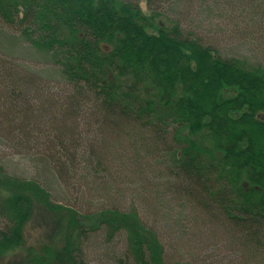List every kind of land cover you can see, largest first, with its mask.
Instances as JSON below:
<instances>
[{
    "label": "trees",
    "instance_id": "1",
    "mask_svg": "<svg viewBox=\"0 0 264 264\" xmlns=\"http://www.w3.org/2000/svg\"><path fill=\"white\" fill-rule=\"evenodd\" d=\"M140 1L153 12L170 2L0 0L10 32L1 33L0 147L30 168L17 176L0 164L1 263L23 249L40 198L38 224L52 218L54 229L20 264H89L88 244L103 234L109 246L125 234L113 264H163L156 231L110 197L122 183L106 176L109 161L138 173L162 167L165 176H151L166 187L159 201L173 197L206 218L244 264L264 262V68L216 54L178 23L149 33ZM10 45H27L44 70L20 65ZM67 190L80 196L54 198ZM86 193L102 203L84 207ZM97 215L93 226L80 222Z\"/></svg>",
    "mask_w": 264,
    "mask_h": 264
},
{
    "label": "rangeland",
    "instance_id": "2",
    "mask_svg": "<svg viewBox=\"0 0 264 264\" xmlns=\"http://www.w3.org/2000/svg\"><path fill=\"white\" fill-rule=\"evenodd\" d=\"M157 5L161 6L160 4ZM139 7L146 17L153 19L154 30H150L149 33L155 32L157 29H171L174 23H178L181 26V30L185 31V34L196 37L202 45L212 46L216 54H220V56L226 58L245 60L249 64L261 65L264 68V1L170 0V2L162 4V9L156 12L150 11L146 3L140 1ZM1 33L10 36V32L0 27V53L2 54L5 47L9 45L1 41ZM10 47L13 51L17 50L15 53L13 51L11 53L17 56L15 60L20 65H31L32 69L44 70L42 68L44 66L36 63L29 55H26L27 50L29 52L27 45H14V47L10 45ZM1 54L0 58L2 57ZM51 80L50 85L57 87L56 82L58 81H56V77H52ZM60 85L62 84L60 83ZM64 87L69 90L66 86ZM52 91L55 92L53 89ZM13 153V151L0 147V164L5 165L8 172H12L17 176L27 173L26 171L30 174L28 161H24L22 157H18ZM139 155L141 156V154ZM111 159V157H108V161ZM117 160L118 158L115 163H117ZM109 162L108 167L110 168V172H107L106 176L111 175L113 179L118 178L119 182L122 183L120 191L111 194L110 197L117 201L118 206L126 212L136 210L147 228H152L156 231L162 245H158L159 248L156 249L157 254L155 255L161 258L163 264L245 263L242 251L238 252V248H235L232 244L230 245L227 238L223 237L220 229L211 228L205 222L206 218L199 217L194 210L190 211L187 204L179 203L173 197L160 201L158 200L160 198L159 195L156 198V191L159 190V193L164 192L166 187L163 186L164 190H162L159 187L161 186V181H157L155 178L152 179L151 176H156V174L165 176L166 172H162V167L152 166V162H149L152 166L149 168L151 172H145L144 168L145 173L140 171L138 173L139 167L137 166L135 167L136 169L128 171L122 166L113 168L114 164L111 161ZM139 180L143 182L139 183ZM163 180V182L166 181L165 178ZM132 182L138 184L135 185ZM156 187L158 189H155ZM144 188L146 189L145 193L142 191ZM151 188L153 189L151 190ZM66 193L64 195H57L56 197L54 194L53 196L60 202H71V200L77 199L80 196L72 190H67ZM98 196L102 197L100 193ZM90 197L91 195L86 193L81 198L84 201V207L90 204L93 205V203L94 205L102 203L96 200L91 201ZM92 197L97 196L92 195ZM33 203L35 207L27 231L24 233L25 242L23 249L15 251L13 255L4 256L3 263L0 262V264H20L28 249L34 250L36 248L40 250L48 243L47 234L48 230L52 231L54 229V226H52L53 220L49 218L50 221L48 220V222L50 226H46V224L41 222L39 223L41 226H39L38 222L41 220L39 206L41 207L43 203L40 198H35ZM54 203L51 204L54 205ZM80 219V222L84 223L85 227H90L100 220V216ZM118 220L120 221V219ZM121 233L124 232H120V236ZM122 235L125 236V234ZM123 236L119 239H113L116 245L110 246L104 234L91 240L89 242L91 244H88L90 248L86 253L89 264H113L109 260L112 258L110 253L111 247L114 248L116 257L127 249ZM155 237L157 240V236ZM159 240L157 241L159 242ZM62 243H58V247H61L62 245L60 244ZM102 243L108 252L98 249V246ZM260 259H258L259 262H250L248 264H264ZM55 264H64V262L61 263L57 259Z\"/></svg>",
    "mask_w": 264,
    "mask_h": 264
}]
</instances>
